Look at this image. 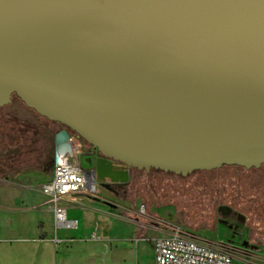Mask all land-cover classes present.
I'll return each instance as SVG.
<instances>
[{
	"label": "water",
	"instance_id": "95a60500",
	"mask_svg": "<svg viewBox=\"0 0 264 264\" xmlns=\"http://www.w3.org/2000/svg\"><path fill=\"white\" fill-rule=\"evenodd\" d=\"M13 95L146 173L259 168L264 0H0V106Z\"/></svg>",
	"mask_w": 264,
	"mask_h": 264
},
{
	"label": "rangeland",
	"instance_id": "374dc122",
	"mask_svg": "<svg viewBox=\"0 0 264 264\" xmlns=\"http://www.w3.org/2000/svg\"><path fill=\"white\" fill-rule=\"evenodd\" d=\"M61 129L28 108L15 95L9 104L0 106V146L11 145V150L2 148L3 151L9 152L13 159L19 158L7 162L8 158L3 156L5 165L0 174L10 185L25 186L27 193L40 201L34 209L44 213L48 210L40 187L50 178L55 136ZM19 132L23 147L21 141L16 145ZM80 162L83 168L93 172L94 179L98 177V183L96 192L79 195L88 202L79 205L68 202L69 206L78 207L77 213L90 227L87 234L78 238L64 234L63 243L67 249L80 247H74L76 260L84 255L91 260L90 264H104L101 259L106 260L105 264H154L152 244L140 243L137 249L134 240L160 236L165 226L171 224L200 237L227 243L241 252H260L254 238L264 230V165L238 170L224 165L219 170L194 171L185 176L154 169L145 173L137 169L129 172L130 181L124 184L97 172L95 151L84 142ZM112 168L128 171L117 162L112 163ZM238 187L256 199V207L236 197ZM227 206L243 216L224 215L221 209ZM90 242L91 254L86 253V245ZM129 251L134 253L128 255ZM110 255L116 260L111 262Z\"/></svg>",
	"mask_w": 264,
	"mask_h": 264
},
{
	"label": "built area",
	"instance_id": "2783aa9c",
	"mask_svg": "<svg viewBox=\"0 0 264 264\" xmlns=\"http://www.w3.org/2000/svg\"><path fill=\"white\" fill-rule=\"evenodd\" d=\"M67 133L69 150L55 151L50 179L40 187L46 209L52 215L54 234L77 226V221L67 216L68 198L97 191L93 172L81 166L83 141L76 133ZM54 238L58 241L56 235ZM134 242L136 246L151 242L154 264H264L263 244L255 246L260 252L245 253L222 241L200 237L179 225H167L160 236L138 237Z\"/></svg>",
	"mask_w": 264,
	"mask_h": 264
},
{
	"label": "crops",
	"instance_id": "0c3cea01",
	"mask_svg": "<svg viewBox=\"0 0 264 264\" xmlns=\"http://www.w3.org/2000/svg\"><path fill=\"white\" fill-rule=\"evenodd\" d=\"M0 173H2L1 167ZM0 177V264H75V261L77 264H90L91 260L84 255L76 260L74 251L77 249L74 247L78 249L80 247L67 249L63 243L67 234L78 238L90 231L83 216L77 213L78 207L68 205L69 201L76 205L88 202L83 196H70L66 203L67 216L76 220L77 226L69 230H58L54 234L51 213L34 209V206L40 203L38 198L27 193L28 189L25 186L10 185L11 183L6 182L3 175L0 174ZM55 235L58 241L54 240ZM147 243L151 244V242ZM88 244L92 243H87L86 246ZM87 249L86 253L93 252L92 247L88 246ZM133 253L129 251L127 254ZM110 260L113 262L116 259L110 255ZM100 262L105 264L106 260L101 259Z\"/></svg>",
	"mask_w": 264,
	"mask_h": 264
},
{
	"label": "flooded vegetation",
	"instance_id": "af4514ba",
	"mask_svg": "<svg viewBox=\"0 0 264 264\" xmlns=\"http://www.w3.org/2000/svg\"><path fill=\"white\" fill-rule=\"evenodd\" d=\"M14 96V95H13ZM46 119V118H45ZM47 121H49L50 124H57L59 125L62 129H66L67 131H70V132H73L72 130H70L69 128H66L65 126H63L62 124L58 123V122H54V121H50L47 119ZM82 140V139H81ZM85 144H87L84 140H82ZM89 145V144H88ZM90 147H92L90 145ZM92 150L95 151V154H96V159L97 158H103L105 161L106 160H109L108 158H105V157H102L101 154L95 149L92 147ZM105 161H102L101 162V166H102V169L105 170V166L107 165V163ZM111 162H113V160H109ZM118 163V162H117ZM121 164V163H120ZM123 165V164H121ZM224 166V165H223ZM229 166H234L236 168V170H238V168H242L241 166H236V165H229ZM222 167V166H221ZM221 167L217 168V169H212V170H219ZM244 168V167H243ZM128 169V172H132L133 170H136L134 168H131V167H127ZM196 171H210V170H196ZM194 172V171H192ZM191 172V173H192ZM235 177V176H234ZM129 181H130V176H129ZM128 181V182H129ZM235 181H237V177H235ZM128 182L124 183V184H127ZM251 187L252 185L250 184L249 185V189L251 190ZM236 197L239 198V199H242L244 203H249V204H253L255 205V207L257 206V201L256 199H252L254 198L253 196H251L249 193H246L244 191H241V187H238L237 189V193H236ZM221 212L225 215V214H240V213H237V210H234L233 211V208L230 207V206H227L226 208H223L221 209ZM241 215V214H240ZM243 216V215H241ZM255 240V243L257 244H264V231L263 232H259L258 235H256V237L254 238Z\"/></svg>",
	"mask_w": 264,
	"mask_h": 264
},
{
	"label": "trees",
	"instance_id": "16d2710c",
	"mask_svg": "<svg viewBox=\"0 0 264 264\" xmlns=\"http://www.w3.org/2000/svg\"><path fill=\"white\" fill-rule=\"evenodd\" d=\"M18 136H17V141H16V145H20V146H22L23 147V141H22V138H21V132H19L18 134H17ZM24 138V137H23ZM16 139V138H15ZM18 141H21V143L20 144H18L19 142ZM26 142V141H25ZM15 145V146H16ZM26 146H28V144H26ZM6 149L7 151H9V150H11L12 149V146L11 145H5V146H0V167H1V169H2V166H4L5 165V163L2 161V157L4 156L5 158H8L7 159V162L9 161L10 162V160H11V158L12 157H9V152H5V151H3V149ZM19 151V150H18ZM2 153H3V155H2ZM18 154V153H17ZM18 156V155H17ZM13 159V158H12ZM15 160L17 161V160H19V158H14L13 159V161L15 162ZM3 162V163H2ZM9 164V163H8ZM134 169H136V168H134ZM137 170V169H136ZM154 170H156V169H154ZM144 172H145V170H143ZM162 171V170H161ZM146 173V172H145ZM264 231V230H263Z\"/></svg>",
	"mask_w": 264,
	"mask_h": 264
},
{
	"label": "bare ground",
	"instance_id": "6f19581e",
	"mask_svg": "<svg viewBox=\"0 0 264 264\" xmlns=\"http://www.w3.org/2000/svg\"><path fill=\"white\" fill-rule=\"evenodd\" d=\"M61 140H62V135L59 134V135L57 136V139H56V142H57L58 145L62 143ZM97 183H98V177L96 176L95 179H94V184L97 185ZM90 186L92 187L93 184H90ZM79 226H80V225H79Z\"/></svg>",
	"mask_w": 264,
	"mask_h": 264
}]
</instances>
